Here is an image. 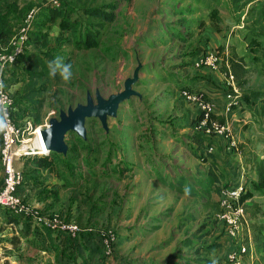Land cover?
I'll return each instance as SVG.
<instances>
[{
    "label": "rangeland",
    "instance_id": "rangeland-1",
    "mask_svg": "<svg viewBox=\"0 0 264 264\" xmlns=\"http://www.w3.org/2000/svg\"><path fill=\"white\" fill-rule=\"evenodd\" d=\"M10 2V6L4 5L2 9L8 13L12 8L11 22L16 19L23 25L35 11L33 23L39 21L40 28L35 29L33 25L30 33L46 37L47 44L43 46L48 53L46 71L50 76L41 79L39 87L45 90L35 96L43 105L36 112H27L35 118L40 114L38 125L48 124L61 110L85 104L89 92L95 96L99 90L105 98L121 92L125 80L133 77L139 64L142 66L140 80L134 87L142 97L132 98L120 106L117 117L109 119L108 133L95 119L87 120L90 140L69 133L66 140L69 147L76 146L73 152L76 156H63L55 161L59 172L64 169V175L69 174L74 183H81L89 195L93 193V204L99 198L114 200L118 196L116 188L122 194L129 189L119 180L112 160L109 164L105 162L108 151L112 150L110 159L116 157L113 152L116 145L125 156L123 165L141 167L136 163L135 152L142 150L148 156L147 173L164 184L170 181L169 187L162 185L168 195L150 201L159 213L158 219L150 223L156 224L155 228L149 229L147 218H137L132 209L124 210L120 223L112 228L117 237L114 260L121 264H226L233 248L248 245L249 254L243 264H264V197L247 203L248 228L245 226L237 239H230L217 219L220 213L218 191L233 184L228 180L231 175L217 173L219 168L215 169L214 182L203 175L206 167L214 165L213 154L208 152L207 146L195 141L197 136L205 139L204 143L208 140L192 128H186L183 118L178 119L182 117L183 107H193L182 98L183 91L203 94L205 99L209 98L204 90L223 91L227 82L221 69L234 50L237 61L245 63L248 69L245 88L240 89L235 80L236 87L242 96L257 93L260 98L241 104L233 112L236 117L228 115L232 137L228 140L230 146L224 148L226 152H233L237 161V154L242 156L243 166L248 164L244 171L249 181L248 175L254 172L255 165L252 158L244 160L251 156L246 150L244 134L251 123H255L260 126L258 133L264 135V0H244L239 5H234L232 0H62L58 8L62 10L61 16L55 22L47 16L39 18V8L36 5L32 8L31 4L40 0ZM92 9H98L102 15L113 14L115 19L107 22L103 16L88 15ZM62 20L64 24H60ZM16 26L13 36L21 29ZM86 37L95 40V46H86ZM34 45H26L24 54L41 53ZM202 53L218 54L219 69L197 68L195 62ZM56 57L72 66L70 81H63L59 72L55 76L51 74L49 63ZM20 66L12 64L6 73L8 90L14 94L15 101L22 99L30 86L24 75L14 74V71L19 73ZM27 66L28 62L21 67ZM217 80L222 82L220 89L214 87ZM218 109L223 111L220 106ZM16 110L21 119L27 117L24 107L16 106ZM232 141L237 148L232 146ZM172 143L182 157L174 152L173 146L168 147ZM215 147L221 150V138L216 136ZM257 159L260 156H256ZM37 161L38 157H28L17 163V167L23 173L41 175L43 171L37 169ZM216 161L215 156V166ZM196 165L200 168H195ZM122 168L121 165L118 170ZM66 176L63 177L67 179ZM175 180L179 181L175 186L184 187V191L187 188L188 194L174 187ZM142 200H138V206ZM255 211H258L256 216ZM102 264L112 262L105 258Z\"/></svg>",
    "mask_w": 264,
    "mask_h": 264
},
{
    "label": "crops",
    "instance_id": "crops-1",
    "mask_svg": "<svg viewBox=\"0 0 264 264\" xmlns=\"http://www.w3.org/2000/svg\"><path fill=\"white\" fill-rule=\"evenodd\" d=\"M40 1L41 2L36 3L37 7L44 0ZM221 83L220 80L215 81L214 87L220 89ZM204 93L216 106H223L225 104L224 90L216 92L215 89L212 88L207 89V91L204 90ZM189 105L193 107H183L180 110L181 112L183 111L182 117H178V119L183 118L186 128L191 129L189 123L199 112L197 106L193 104ZM239 108L240 107H238V109ZM195 111H197L196 116L194 115ZM18 116L20 117L19 114ZM234 117H236L235 114ZM173 118H175V116H173ZM27 119L28 118L20 119V121L24 125ZM188 119H190V122ZM234 120L238 121V119ZM245 124H248V122H245ZM251 124L252 125L244 134L247 142L246 150L251 156L246 157L244 160L246 162L247 158H252L253 165H255L256 161L264 159V155L262 154V152H264V135L258 133V128H260V126L255 123ZM217 138H221V147L219 148L221 150L217 151L214 146V153H210L213 154L211 155V160L214 161V165L210 164L208 168L206 167L208 173L205 172L203 175L206 176L207 179H213L214 182L215 169L219 168L217 173H229L231 177L228 180L235 182V176L239 179L241 174L245 172V166L247 165L248 167V164L243 166L244 162L239 153L237 154L239 156L237 161V157L234 156L233 152H226L224 148L225 145L230 146L228 139L225 140L223 137ZM171 146L174 147V152L180 155L181 151L175 148V143H172V145L168 147ZM111 151H108L107 159L109 152L110 154L112 153ZM121 151L122 149L120 147L118 149L116 145V151L114 150L116 157L111 159V164L116 166V174H119V180L125 184L126 188L129 187L130 190L128 189L125 191L126 193L122 194L116 188L115 192L118 193V196L115 197L114 200L105 201V199L99 198L96 204H93L92 199L91 202L90 200H86V194L88 193L82 188V184L74 183L71 177H69V174H67V176L63 175L65 173L64 169L59 172L56 164L52 165L50 168H37L43 171L41 175L29 174L25 171V185L21 188L20 194L27 203L36 207L43 215H58L68 223L77 224L82 231H91L94 228L116 227V225L120 223V218L124 210L128 212L131 209L136 213L135 216H137V218H147L149 229L155 228L156 224L151 225L150 223L158 219L157 216L159 213L156 209H153L156 205L150 201L162 199L164 196L168 195L162 185H168L169 187L170 181L168 180L166 184H164V182L159 181L152 176V174L147 173L145 164L148 160V156L142 153V150L135 152V154H137L136 163L141 166L139 168H133L130 164L123 165L122 159L125 156L123 154L121 155ZM180 156L182 157V155ZM215 156L217 159V166H215ZM256 156H260V159L256 160ZM235 162H239L240 165L236 166ZM119 164L122 165V170H118L121 166ZM195 168L198 169L200 167L196 165ZM45 174H47V176ZM48 174H51V177H49ZM63 176H66L67 179ZM248 176L249 180H256V166H254V172ZM2 181L3 170L0 163V187ZM178 183L179 181L176 180L175 184L173 183L175 188H177L175 185ZM177 189L179 190V188ZM180 189L184 191V187ZM96 193L99 195L98 192ZM140 198L144 200H142L143 202L138 206V204H140V202H138ZM177 198L176 196V200L179 199ZM124 205L128 208H124ZM169 209H171V207H169L168 210ZM142 226H144V224H142ZM76 236L68 234L58 235L57 233H52L50 235L43 226L35 220L25 216H16L8 213L4 209H0V264H102V260H104L105 257L97 253L95 249V244L97 242L86 234L78 237ZM106 259H110L112 264H121L114 260V257H107Z\"/></svg>",
    "mask_w": 264,
    "mask_h": 264
},
{
    "label": "built area",
    "instance_id": "built-area-1",
    "mask_svg": "<svg viewBox=\"0 0 264 264\" xmlns=\"http://www.w3.org/2000/svg\"><path fill=\"white\" fill-rule=\"evenodd\" d=\"M43 7L58 8L61 0H48L43 2ZM40 11V8L39 10ZM24 21L21 29L15 35L10 43L3 48L0 35V163L3 170V181L0 187V209L16 216H25L35 220L43 227L51 231H61L76 236L82 232V229L75 223H68L58 215H43L36 207H33L25 201L20 194V189L24 184V173L17 167V163L28 157H47L50 152L41 149L40 140L43 141L41 131L46 125L35 126L27 119L23 126L16 123L15 100L7 88L6 73L8 68L17 62L20 56L25 52V47L29 41L30 32L33 30V14ZM221 61L218 54L209 53L200 57L195 66L201 68H211L218 70ZM226 86L231 91L226 94V104L223 112L216 111L214 103L204 98L203 94L182 92V98L188 103L193 104L201 110L202 118L192 126L193 131L203 133L212 139L223 137L230 139L232 137L231 125L227 119L233 112L234 107H240L242 93L235 85L234 76L231 73L224 74ZM224 116L225 123H221L219 118ZM44 142V141H43ZM45 144V143H44ZM232 146L237 148V144L232 141ZM209 153H214V145L208 146ZM247 178L245 172L238 179V185L235 187L223 186L219 192L218 201L221 212L218 220L227 236L235 240L245 229L248 228L246 205L241 203L242 194L246 193ZM249 232V229H248ZM103 241V250L106 257L115 255V244L117 237L112 230L99 232ZM249 254L248 245H241L233 248L227 255L226 264H243L245 257Z\"/></svg>",
    "mask_w": 264,
    "mask_h": 264
},
{
    "label": "trees",
    "instance_id": "trees-1",
    "mask_svg": "<svg viewBox=\"0 0 264 264\" xmlns=\"http://www.w3.org/2000/svg\"><path fill=\"white\" fill-rule=\"evenodd\" d=\"M121 1H123V0H121ZM124 1L131 2L133 0H124ZM243 1L244 0H232V3L234 5H239ZM61 2H62V0H61ZM11 4L12 3L10 2V0H0V8H1L0 9V35H1V44L3 46H5V45L7 46L10 43V41L12 39V36L14 35V29H16L15 25H17L18 27L21 25L20 24L21 22L17 23L16 19H14L13 22H11V18H9V13L12 11V8L9 9L8 13H4L3 12L2 6H4V5L10 6ZM35 5H36V3H32L31 4L32 8ZM43 5L44 4L42 3V4H40L37 7V8H40L39 18L47 16V18L50 19L51 21L55 22L56 20H59V18L61 16L60 11H62L60 9L58 10L59 7L58 8H51V7H43ZM13 7L16 8L15 5H13ZM110 8L112 10L116 9L115 6H110ZM49 11H52V14H48ZM87 14L91 15V16H95V17H102L103 16L104 21H107V22H112L115 19L113 14H103L102 15L98 9H92ZM262 15L264 17V8L262 10ZM215 17H216V15H215ZM63 21H65V20H62L60 24H62ZM33 25L35 26L34 27L35 29L40 28L39 21H37V20H36L35 24L33 23ZM45 40H46L45 35L38 34L36 32L30 33L28 44L30 46L32 45V43L36 44L34 46H36L38 48V50L41 51V53L23 54L22 56L19 57V59L16 62V64H19L21 66L26 64L27 62L29 63V66H27V68H23L21 66L18 67L19 73H16L14 71V74L24 75L27 78V80H28V82L30 84L29 92L22 99H20L18 101H15V106H21V107L25 108L26 115L28 114L27 112H29V111L36 112L37 110H40L42 108V105H43V104H41L42 103L41 100L36 99L35 96L37 94H39L41 91L45 90V89H41L39 87L41 79L42 78H47V77L50 76V75H47L48 71H46V70H48V62H47V57H46L48 55V53H47V51L45 52V47L43 46V44H47V42ZM85 41H86V43H85L86 46H95V43H94L95 40L93 41V39L86 37ZM208 54L209 53L200 54L197 57V60L200 57L202 58V57H204L205 55H208ZM221 70L224 71V73H226V74L231 73L234 76V79L236 80L237 86L240 89H244L245 86L247 85L248 81H247L246 76H247V73H248V69H247L245 63L237 61V55H236V53H234V50H233L232 55L230 57H228L227 64L224 65ZM7 88L9 89L8 83H7ZM223 90L225 92V100H226V94L229 92V90L231 91V88H229V87H227L225 85V88ZM11 95H12V97L15 100L14 94L11 93ZM258 98H260V97H259V95L257 93H255L254 95H251V96H248L247 94H245V95L242 96V99H241V102H240V106H241V104H244V102H252V101L257 100ZM208 100L211 101L210 99H208ZM225 104H226V101H225ZM225 104L223 106H220V107H222L224 109ZM235 109H238V107L235 106L234 109H233V112L235 111ZM216 111L219 112V113L223 112L220 109H218V105L216 106ZM198 112H199L198 115L190 122L191 123V128H192V126L194 124H196L202 118L201 110L198 109ZM233 112L231 113L232 115L234 114ZM39 116H40V114L38 113L36 118L31 116V115H27L26 118L31 120L34 123L35 126H38V124H40V123H37ZM20 119L21 118L18 116V113H16V123L21 125V126H23V124L21 123ZM219 120H220L221 123H225L226 118L224 116H220ZM0 124H1V117H0ZM198 134H201L202 136L206 137L208 142L204 143L205 139H203L201 136H197L196 137V142L197 143H202L201 145L204 144V146H207V147L211 146V145L215 146V139H212V138H210L209 136H206L203 133H198ZM88 139L90 140V138H88ZM0 145H1V142H0ZM88 148H89V146H87V149ZM76 149L77 148H76L75 145L74 146H70L69 153H68L69 155L67 157L68 158L70 156L75 157L76 155L73 154V152ZM93 150L94 149H92V151ZM62 157H63V155H59L58 156L56 153H50L49 157L47 156V157L38 158L37 165H39L40 168H49V167H51L52 165L55 164V161L59 160V158H62ZM110 157H111V154L109 153L108 159L106 158L107 161L105 160V162L107 164H109V161H111ZM255 166H256L257 178H256V180H249L247 182V185H246V189L247 190H246V193L242 194V196H241V203H244V202L248 203L250 200L254 199L256 196L264 197V159H261L260 161H257ZM213 174H214V172H213ZM214 177H215V175H214ZM24 185H25V180H24V184L22 185L21 188H23ZM236 185H238V177L235 176V182H233V184H231V185H226V187H235ZM179 190L181 192H183L182 189H179ZM220 190L221 189H219V191H218V196H219ZM20 192H21V189H20ZM95 194H96V192H94V195ZM87 195H88L87 198H90V199L92 198L93 199V196H92L93 193H90V195L89 194H87ZM192 195H194V193H192ZM218 203H219V201H218ZM219 212H221L220 204H219ZM257 214H258V211H255L254 212V216H256ZM217 221H218V223H220L218 219H217ZM43 228L50 235L52 233H57L58 235L68 234V233H64V232H61V231H51V230H49V229H47L45 227H43ZM108 230H112V228H98V229L94 228L93 230H91L92 232L88 231V230H83L76 237H78L80 235H85V234L89 235L93 240H95L97 242L95 244V249L97 250V253H99L103 257L107 258L105 253H104V250H103V241H102L103 239H102V237H101L99 232L100 231H108ZM223 231L226 233L225 229H223ZM68 235H70V234H68Z\"/></svg>",
    "mask_w": 264,
    "mask_h": 264
},
{
    "label": "water",
    "instance_id": "water-1",
    "mask_svg": "<svg viewBox=\"0 0 264 264\" xmlns=\"http://www.w3.org/2000/svg\"><path fill=\"white\" fill-rule=\"evenodd\" d=\"M139 66L134 71L133 77L127 78L124 82V89L116 94L105 98L99 90L95 96L90 92L87 94L85 104H78L70 107L67 111L61 110L59 116L51 118L48 126L41 131L42 139L50 153L68 156L69 145L67 135L75 133L83 140H87V120H98L102 128L109 132V119L116 118L122 104L132 98H141V94L134 87L140 80Z\"/></svg>",
    "mask_w": 264,
    "mask_h": 264
},
{
    "label": "clouds",
    "instance_id": "clouds-1",
    "mask_svg": "<svg viewBox=\"0 0 264 264\" xmlns=\"http://www.w3.org/2000/svg\"><path fill=\"white\" fill-rule=\"evenodd\" d=\"M49 68L51 69V74L53 76L59 72L60 76L62 77L63 81L68 82L72 77V66L70 64H64L60 57H56L54 61L49 63ZM188 189H185V194H188Z\"/></svg>",
    "mask_w": 264,
    "mask_h": 264
},
{
    "label": "bare ground",
    "instance_id": "bare-ground-1",
    "mask_svg": "<svg viewBox=\"0 0 264 264\" xmlns=\"http://www.w3.org/2000/svg\"><path fill=\"white\" fill-rule=\"evenodd\" d=\"M40 143L41 144H39V145L41 146V149H44L45 152H48V149H47L46 145L44 144V142L42 140H40Z\"/></svg>",
    "mask_w": 264,
    "mask_h": 264
}]
</instances>
